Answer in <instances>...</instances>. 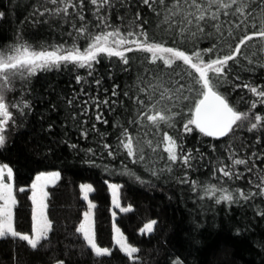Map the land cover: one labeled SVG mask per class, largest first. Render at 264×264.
<instances>
[{"label": "snow or ice", "instance_id": "6c2138e0", "mask_svg": "<svg viewBox=\"0 0 264 264\" xmlns=\"http://www.w3.org/2000/svg\"><path fill=\"white\" fill-rule=\"evenodd\" d=\"M43 3L60 5L51 11L53 16L72 18L68 19V23L75 29V35L69 33L73 44L72 47H64L62 44L40 45L37 49L27 42L17 41L11 47L0 50V147L6 143L5 132L9 122L13 120L6 102V93L12 91L15 79L28 81L39 72L60 70L69 65L87 69L91 76L96 70L94 65L105 58L121 72L129 73V88L123 91V96L129 101L124 105L127 118L123 126L119 122L113 125L117 129V148L109 151V156L122 150L131 163L138 164L145 161L146 148L157 155L162 148L163 155H159V159L164 161V167L160 172L172 173L173 166L181 165L184 175L183 178L178 175L177 182L189 183L187 170L192 167V161L196 158L193 153L201 158L204 153L199 148L186 150L184 136L199 133L200 136L213 140L225 137L231 140L237 129L264 131V115L251 111L256 109L257 101L264 104V88L251 83L232 84L231 80H240L241 77L230 75L234 67L239 68L245 61L249 66L246 69L248 72L253 71V65L264 69V0H137V9L132 10L131 16L125 0H43ZM121 7H125L123 15L119 14ZM88 10L92 11V16L86 20L84 13ZM49 11L45 8L39 14L43 16ZM73 19L79 23H73ZM117 20L120 21L119 24L115 22ZM145 25H151L154 31L150 32ZM92 29L100 31L93 32ZM81 38L86 41L83 50L76 47L75 43ZM203 38H212L211 45L199 47ZM133 65H136L135 75L132 74ZM83 82V78L77 75L76 83ZM95 83L99 85L101 80L95 79ZM118 87L119 85L113 86V96L118 95ZM240 87L247 89L255 97L247 110H240L229 99V88L235 91ZM81 93H84L83 87ZM83 103H95L98 109L101 103L108 105L109 101L93 97ZM72 104L73 100L69 99L68 105ZM11 107L18 108L23 115V109L29 108L30 104L25 102L22 108L19 104ZM87 114V107L81 109L80 115ZM70 118L75 120L76 116L73 114ZM83 123L86 124L87 121ZM97 123L107 124L108 121L98 113L91 125L93 131H96ZM177 123L182 124V133L177 132L174 136L165 130L174 129ZM129 125L135 126V135L129 130ZM141 128H150L152 136L156 137L155 141L141 137ZM81 135L87 137V129ZM100 135L106 138V133ZM256 142L260 143L259 138ZM102 147L108 150L111 145L104 143ZM211 148L216 151L215 145ZM228 148L231 149L232 145L229 144ZM252 155L261 159L256 152ZM229 160L230 165L213 169L214 177L217 171L228 180L243 177L242 172L234 169L247 165L248 161L235 158L231 150ZM253 167L255 164L248 167L247 171L251 172ZM149 171L151 175L159 177L155 168ZM59 179V172L41 173L35 177L28 197L32 205L31 233H22L15 227L14 209L17 198L13 191L14 172L7 164H0V240L11 238L13 241L23 242L33 251L42 242L49 240L53 224L48 218L49 193L46 189L54 186ZM259 181V184L248 181L257 192H244L239 188L229 190L221 186L223 181L221 185H205L203 191L208 198H214L217 204H232L256 196L264 198V174L259 176ZM196 187L197 183L192 181L193 191ZM108 188L114 208L125 213L132 211L130 206H121L119 185L108 184ZM19 191L23 192L25 189L20 188ZM79 191L81 199L87 202V210L75 232L93 256L108 257L112 250L100 247L97 243L94 219L96 204L89 199L94 188L90 184H81ZM112 215L115 218L116 213L113 212ZM156 223L155 220L146 223L140 229L141 234H151ZM112 239L120 252L135 264L138 259L135 254L139 249L128 243L115 224ZM56 264H64V261H57ZM174 264H180V261L176 260Z\"/></svg>", "mask_w": 264, "mask_h": 264}, {"label": "trees", "instance_id": "16d2710c", "mask_svg": "<svg viewBox=\"0 0 264 264\" xmlns=\"http://www.w3.org/2000/svg\"><path fill=\"white\" fill-rule=\"evenodd\" d=\"M125 2L128 14L131 16L132 10L137 9V0H125ZM42 3L43 0H0L2 14L0 16V47L14 43L16 40L33 42L34 48L37 49L40 45L66 43L63 45L69 47L73 44V38L69 33L75 35V29L68 23V19L72 18L53 16L51 11L60 5L43 3L42 7ZM45 8L50 11L41 16L39 13ZM139 10L143 11L142 8ZM124 12L125 7H121L119 14L123 15ZM84 15L88 20L92 16V11H85ZM72 22L79 23L74 19ZM115 22L120 23L118 20ZM92 31L98 32L100 29H92ZM75 43L81 50L86 47V41L83 38L76 40ZM69 67L74 69L71 65ZM94 67L96 70L91 76L88 75L87 69L76 68L72 71L73 74H62L64 72L59 75L46 74L41 80L37 78L17 84L9 94L8 103L13 120L9 122V129L5 135L6 143L0 148V164L4 161L13 163L27 174L42 168L58 169L62 173L63 180L54 195L55 205L57 203V206L61 207V218L57 222L55 234L35 251L27 248L23 242L13 241L11 238L0 240V264H50L60 260L65 264H133L113 243V218L107 177L92 168L93 161L96 159L88 158L90 154L88 155L87 151H84L87 153H80L74 148L69 150L67 143L58 141L67 131L63 133V126L61 131L56 133L49 130L47 126L50 118L45 115L42 117L39 112L42 103L36 102L39 96L42 102L48 105L44 113L50 112L52 119H57L58 124L62 125L65 120L62 116L57 117L60 114H54L52 102L49 99L61 90L64 81L70 80L72 94L70 97L67 95L65 97L73 100L72 107L79 113L81 109L87 107L88 114L85 117L95 118L93 114L97 110L95 103L88 105L83 103L93 97L100 101L107 99L109 104L101 103L98 109L105 110L109 107L110 110L114 107V97L111 91H105L101 87L102 82L99 85L95 83V79H100L101 76L97 65ZM77 75L83 78L82 84L76 83ZM60 78H64L63 81ZM40 81L44 84L41 85ZM106 82L109 83L107 79H105ZM231 83L242 84L249 81L231 80ZM114 84L109 85L107 89L110 90ZM82 87L84 93H81ZM239 89H242L244 93L236 98L234 94L239 93ZM229 99L240 110H247L255 97L247 89L240 87L235 91L229 88ZM25 102L29 103L30 107L23 109L24 115L20 114L18 108L11 107L13 104H19L22 108ZM257 103L260 104L259 101ZM251 111L263 115L257 109ZM61 118L62 121H60ZM196 134L195 144L190 148L193 150L199 148L204 153L202 158L207 162L212 155L206 149L209 148L208 145L213 139ZM257 138L260 140L259 144L256 142ZM40 139L49 141L52 148L57 147L60 154L64 153V159L55 160L52 152L58 150L44 149ZM224 140L227 150L234 152L235 158L248 161L247 165L239 166L245 173L244 178L253 181L255 178L254 182L259 184V176L264 174V131L248 132L246 128L237 129L234 138L230 140L225 137ZM229 144L232 145L231 149L228 148ZM61 145L66 152L68 151L69 156L62 151ZM253 152H256L261 159L253 156ZM253 164L255 167L252 171H247V168L252 167ZM257 170L260 173H257ZM168 180L167 183L153 182L145 186L121 184V199L127 202L132 211L120 214L118 221L122 225V232L126 235L128 243L137 247L141 253L135 264H174L169 262L172 260L171 256L180 257V264H264V198L256 196L252 201L247 200L245 205L227 204V211L224 207L212 206L209 210L215 213L211 215L215 221L214 225L205 228L203 224L188 221L187 240L182 244L179 241L180 201L183 197L186 199H192V197L187 188L188 183L182 186L174 179L168 177ZM81 184L92 185L94 191L90 195L99 196L94 210L95 230L98 245L112 250V254L108 257L93 256L91 250L83 246L82 239L75 232L85 208V201L81 199L79 191ZM181 184L184 185V183ZM19 196L22 201L19 202L21 205H17L20 207L15 208V219L21 224L28 225L31 223V213L25 212L24 204L29 200L30 190L20 192ZM186 217L185 213V219ZM152 220L157 222L154 231L151 234H141L140 229ZM236 244L239 247L241 244L245 246L242 260L233 253ZM241 247L243 249V246Z\"/></svg>", "mask_w": 264, "mask_h": 264}, {"label": "rangeland", "instance_id": "374dc122", "mask_svg": "<svg viewBox=\"0 0 264 264\" xmlns=\"http://www.w3.org/2000/svg\"><path fill=\"white\" fill-rule=\"evenodd\" d=\"M149 16L151 17V14H149ZM87 17L89 16L87 15ZM145 28L148 29L150 32L154 31L151 25H145ZM236 34L240 35V32H237ZM17 41L19 40H16L14 43H10L6 46L0 47V50H4V49L11 47ZM25 42L29 43L30 45L34 47L33 42H30V41H25ZM211 43H212V38H203L200 40L199 47L201 48L208 47L211 45ZM61 44L62 43L53 44V45H61ZM63 44H66V43H63ZM170 46H175V45H170ZM64 47H67V46H64ZM69 47H72V45ZM76 47L79 48V45H76ZM130 55H137V54H130ZM96 65L98 67V70L101 76L100 80L103 84L101 85V87H103L105 91L112 92L113 86L119 85V87L116 89L118 95L113 96L114 97V102H113L114 107L111 108L110 110H109V107H106L105 110L97 109L96 111H94L93 113L94 116H96L98 113H101L103 115V119L108 121L107 124L97 123L96 131H93L91 129L92 123L95 122L94 117L93 119L86 118L85 115L83 116L80 115V113L74 107L68 105L69 99H67L65 96L67 95V97H70V95L72 94V84L70 80L67 81L65 79L67 82L64 81L62 83L61 88H60L61 90H59L58 93L55 94L54 96H50V99H49V101L52 102V108H53L54 114L56 115L60 114L57 117L62 116L64 118L65 121L63 122L62 125L58 124L57 119L56 120L54 118L52 119V114L50 112H47L46 114L44 113V110H47L48 105H45V103L42 102L39 96H37L36 102L38 101V103H42L40 104V110L38 109L42 117L43 115H45V116H48V118H50L49 125L47 126L49 130H53L54 133H56V132L61 131V127L63 126V129H64L63 133L67 131L66 134H62L63 137H60L58 141L65 143V144L67 143L66 146H68L69 150H72L71 148H74V150L80 153L88 152V155L90 154L88 158L90 157L95 158L97 161L96 160L93 161L94 164H92V168L95 170H98V172L102 173L104 177H107L106 181H108V184H116L120 186L119 199H120L121 206L129 207L127 205V202L121 199V196H120L121 184L122 185L123 183L127 185L136 184L138 186H145V185L153 184V182L163 184V183L169 182L168 177L171 178L172 180L174 179L175 182H177V176L179 175L180 178H183L184 173L181 171V168H182L181 165L173 166L174 170L172 173H168V172L161 173L160 172V169L164 167V161L159 159V155H163L162 148L160 150L159 155H157L156 153H152L150 149L146 148L145 149V161L140 162L138 164L131 163V161L126 158V154H124L122 150L119 152H116V154L113 156L108 155L109 151H114L117 148V136H116L117 129L113 127V125L119 122L123 126L124 121L127 118V113L124 110V105L128 104L129 101L126 97L123 96V91L129 88V73L121 72L117 67H115L114 64L110 63L106 58ZM135 67L136 65L132 66L133 75H135ZM248 67L249 66L247 65L246 61L242 62L239 68L234 67L233 72L230 75H233V76L239 75L241 77L240 81L247 80L249 81V83L253 85L264 87V69H261L253 65L251 66L253 68V71L248 72L246 71ZM72 71H75V68L71 69L69 66L62 67L60 70H53L50 72H39L36 76L32 77L30 80H35L37 78L38 79L40 78L39 80H41L42 76L46 74L59 75L61 72H64L62 74H73ZM104 73L105 75H103ZM60 79L61 81H63L64 78H60ZM105 79H107L109 83L108 82L105 83ZM22 82L25 83L27 81L21 80L19 78L15 79L13 82L12 90L14 89V87H16L17 84L20 85L19 83H22ZM40 84L43 85L44 84L43 81H40ZM112 84L114 85L110 88V90L107 89V87H109V85H112ZM10 92L11 91L6 93L7 103L9 102ZM242 93H244L242 89H239V93H237L236 95L234 94V96L237 98L239 95L241 96ZM256 109L258 112L264 115V105L263 104L261 103L258 104ZM30 112L31 110L29 111V113ZM185 112H187V109H185ZM73 114L76 116L75 120L70 118L71 115ZM54 117L56 118V116ZM186 118L187 117L185 116L184 119ZM60 121H62V118L60 119ZM84 121H87V123L84 124L83 123ZM8 129H9V124L7 126L5 135ZM84 129H87L88 131L87 137L81 135V132ZM129 130L133 131L134 135L136 134L135 126L129 125ZM165 130H168L170 134L175 136L177 132L182 133V124L177 123L174 129H165ZM101 133H106V138H102L100 135ZM139 135L143 137L144 139H153V141H155L156 139V137L152 136V130L150 128H141L139 130ZM195 136H197L196 133L188 134L184 136L183 142H184V147L186 150L191 149L190 148L191 145L195 144V141H196ZM104 143H109L111 147L108 150H105L102 147V144ZM40 144L44 149H50V150L52 149L53 151L56 148V150H58V151L52 152L55 160H60V158L64 159V156H63L64 153L60 154L59 149L57 147L55 148L50 147L49 141L40 139ZM72 145H75V147H73ZM212 145L216 146V151H212V148H211ZM208 147L209 148H207L206 151L212 155V157H210V160H208L209 162L208 161L205 162L203 158H201L196 153H193L196 156V158L192 161V167L187 170V178L189 181L187 188L190 191L192 199H186L183 197L180 201L181 227H180V232H179V239H180L179 241L182 244H184L187 240L186 234L189 232L188 221L195 222L196 224H203L205 228L211 227L215 223L214 218H211V215L215 213L209 209L212 206L213 207H224V210L227 211L226 205L228 203L222 202L220 204H217L215 203L214 198L213 199L208 198V195H206L205 192L203 191V187L205 185H221V181H223V184L221 186L227 187L229 188V190L234 191L235 189L239 188L240 190L244 192H256V188L252 184L248 183L249 180H246L244 178L245 173L242 172V169L239 166L234 169V171L236 172L243 173V177L239 180H236V179L228 180L227 178L222 177L218 171L216 172L215 177H214L213 176L214 168L218 169L221 166L231 164V161L229 160V150H227V145L224 139L212 140L210 145H208ZM61 148H63L62 149L63 152H66V149L62 145H61ZM84 151H87V152H84ZM65 154L67 156L70 155L68 154V151ZM205 158L208 159L207 155H205ZM3 164H7L13 169V172H14V190L13 191H14V195L17 198V205H21V203L19 202L22 201V199L19 196V193L21 192L19 191V189L20 188H24L25 190L29 189L30 195H31V184L35 180V177L37 175L41 173H50V172L60 173L59 181L54 186H49L46 189V191L49 193L48 200H47V204H48L47 213H48L49 220L53 224V230L49 234V238H51L52 235L55 234L57 222L61 218V212H60L61 207H59V205L57 206V203L55 205V195L54 194H55L56 189L60 186L63 180L62 173L58 169L42 168V169H38V170L33 171L32 173L27 174L23 172V170L20 169L18 166L14 165L13 163L4 161ZM153 168L157 170V172L159 173V177L151 175L149 170ZM256 172L260 173V171L258 170ZM126 173H133L134 175H130ZM22 174H24V176ZM6 179L7 178L5 177V180ZM192 181H195L197 183V187L195 191H193V188H192ZM254 181H256L255 178H254ZM185 184L187 185V183H184V185L180 183V185L182 186H186ZM109 193H110V199H111L110 204L112 207V213L113 212L116 213L115 218H113V215L111 213L112 218H113L112 231H113V224H115V226L118 227L120 231L122 232V225L118 221V216L122 214L123 212H121L119 208H114L112 206V197H111L110 190H109ZM201 197H204V198L202 199ZM89 199L92 202L97 203L99 196L96 194L93 196L90 195ZM249 200L252 201L253 198ZM232 204L245 205L246 201L238 200L236 202H233ZM24 207H25V212L31 213L32 205H31L30 200H28L24 204ZM84 207L85 208L83 210V213L87 210L86 201H85ZM14 213H15V209H14ZM83 213H82L80 221L83 218ZM185 213L187 215L186 219H185ZM80 221L78 222L77 226L79 225ZM31 224H32V221L30 224L25 225V224H21L20 221L18 222V220L15 219V227L17 231L22 232V233L30 234ZM123 235L126 237L125 234ZM45 242L46 241L42 242L41 245H44ZM241 246H243V249ZM244 247L245 246L243 244H241L240 247L238 244H236L233 248V253L235 254V256H237L241 260L244 258L243 254H245ZM139 253L140 251L135 254L138 258H139ZM171 259H170L171 261L169 262L174 263V261L176 260H179L181 262V258L178 256H175V257L171 256ZM50 264H56V262H53Z\"/></svg>", "mask_w": 264, "mask_h": 264}, {"label": "water", "instance_id": "95a60500", "mask_svg": "<svg viewBox=\"0 0 264 264\" xmlns=\"http://www.w3.org/2000/svg\"><path fill=\"white\" fill-rule=\"evenodd\" d=\"M222 139H225V138H222Z\"/></svg>", "mask_w": 264, "mask_h": 264}]
</instances>
